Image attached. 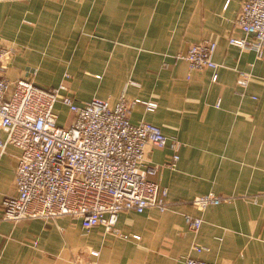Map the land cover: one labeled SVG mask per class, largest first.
Instances as JSON below:
<instances>
[{"label": "crops", "instance_id": "crops-1", "mask_svg": "<svg viewBox=\"0 0 264 264\" xmlns=\"http://www.w3.org/2000/svg\"><path fill=\"white\" fill-rule=\"evenodd\" d=\"M243 0H0L2 43L14 50L2 73L56 86L69 73L78 102L122 94L137 99L131 120L161 126L181 142L176 168L152 177L169 189L172 209L120 213L117 232L59 215L19 222L0 219V264H71L78 255L98 264H182L191 254L216 264H264V50L242 49L248 37L235 22ZM214 40L215 70H191L182 56L192 43ZM240 70L250 72L239 92ZM255 96V97H254ZM156 100L155 110L146 108ZM221 100V105L216 103ZM67 107L59 102L57 108ZM7 133L0 130V140ZM172 150L149 144V162ZM20 149L0 146V215L16 194ZM233 195L205 210L191 199ZM257 195V199L253 197ZM202 216L198 231L185 214ZM204 247L202 251L194 246Z\"/></svg>", "mask_w": 264, "mask_h": 264}, {"label": "built area", "instance_id": "built-area-1", "mask_svg": "<svg viewBox=\"0 0 264 264\" xmlns=\"http://www.w3.org/2000/svg\"><path fill=\"white\" fill-rule=\"evenodd\" d=\"M235 22L248 37L230 38L242 49H253L258 57L264 50V0H243ZM0 34V130L7 133L0 140L2 150L8 144L20 149L16 171V194L3 200L2 220L19 222L31 218H54L70 215L80 218L89 231L103 224L107 231L117 232L116 223L121 212H143L148 207L172 209L169 189L152 177L162 168H176L181 158L182 142L168 136L161 126L142 120L134 123L131 113L138 104L122 94L115 103L101 98L78 102L72 90L69 73L56 86H41L28 78L11 80L2 70L14 50L5 46ZM217 43L205 39L192 43L182 56L191 70L213 68V80H218L220 64L214 59ZM252 74L240 70L237 80L239 92L249 85ZM255 97V96H254ZM63 103L71 115L69 123H62L57 104ZM146 108L155 110L159 103L150 99ZM221 105V100L216 103ZM149 144L168 146L172 157L163 162H149ZM233 195L208 192L191 199L192 204L205 210L211 205L230 202ZM257 199V195L253 197ZM189 226L198 231L202 216L185 214ZM195 250L204 247L195 245ZM94 259L78 254L71 264H98L100 252L88 251ZM182 264H216L186 255Z\"/></svg>", "mask_w": 264, "mask_h": 264}, {"label": "rangeland", "instance_id": "rangeland-1", "mask_svg": "<svg viewBox=\"0 0 264 264\" xmlns=\"http://www.w3.org/2000/svg\"><path fill=\"white\" fill-rule=\"evenodd\" d=\"M61 122L62 123H69V120L71 118L70 113L68 112V109H66L65 107H61Z\"/></svg>", "mask_w": 264, "mask_h": 264}]
</instances>
